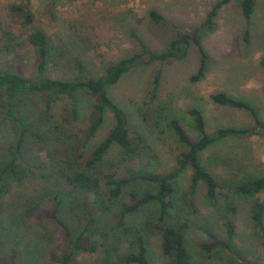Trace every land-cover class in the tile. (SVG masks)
I'll return each instance as SVG.
<instances>
[{
    "label": "rangeland",
    "instance_id": "374dc122",
    "mask_svg": "<svg viewBox=\"0 0 264 264\" xmlns=\"http://www.w3.org/2000/svg\"><path fill=\"white\" fill-rule=\"evenodd\" d=\"M216 1L30 0L29 10L33 16L32 28L42 29L50 42L46 75L71 80L98 77L110 62L138 54L141 45L150 52L163 51L177 36L198 27ZM237 2L229 0L220 7L213 26L200 33L199 46L206 60L204 74L197 82H189L199 64L198 48L190 45L182 59L140 65L122 75L107 91L110 99L124 111L129 137H139L141 144L134 159L125 158L121 149L112 146L98 166V172L123 177L124 166L153 174L172 171L183 148L166 122L176 117L187 137L194 139L192 119L186 113L191 108L201 112L207 133L221 127L253 128L248 112L212 103L209 96L217 92L247 103L264 122V67L260 62L264 61V0H254V11L248 22L241 16ZM21 3L22 0H0V71L28 77L33 73L35 56L26 44L23 30L8 12L9 6ZM149 11L161 16L164 24L154 22L148 16ZM154 72H158L159 77L153 96ZM91 102L90 98L83 97L77 104V120L65 127L78 138L81 137L78 130L87 125ZM68 105V100H58L52 110V120L58 122L68 117ZM21 108L26 118L32 115L31 124L45 141L38 143L28 139L24 142L19 151L24 164L16 162L23 170L17 168L16 175L6 179L7 191L0 194V222L6 231L0 235V260L7 262L9 249H13L17 252L18 264H54L46 253L59 256L65 251L63 233L56 226L46 219L35 222L29 216L33 209H47L54 193L62 201L57 216L73 237L84 223L82 201L89 209L99 201L107 206L95 209L94 232L90 239L96 252L77 255L69 264H124L123 255L132 250L133 239L129 232L152 220L154 210L144 206L129 215L120 227L111 214L127 200L129 191L141 194L151 191L150 186L145 182L128 185L113 201L107 199L103 180L93 192L66 186L62 178L70 171L59 163L62 147L60 152V142L54 141L56 133L50 131L45 137L47 127L34 118L35 112L41 109L39 97H28ZM112 124V115L107 111L102 126L86 146L77 151L82 159L88 157L90 149L106 135ZM14 139L15 128L10 123H0V163H7L11 157ZM201 158L221 185L250 173L262 175L264 138L226 137L208 147ZM38 163L51 164V170L42 180L32 177L27 170V166ZM190 174L191 171L185 169L174 181L173 189L175 203L188 220L186 248L192 264H241L239 259L264 264V251L249 222L250 200L226 193L227 197L220 196L211 205L205 200L201 184L190 193ZM256 197L264 203V192ZM226 202L235 209L230 214L234 223V236L230 241L233 251L213 249L207 254L201 249V245L210 242L207 232L213 233L218 240L226 238L221 218ZM146 243L149 264H168L159 251L157 236H148Z\"/></svg>",
    "mask_w": 264,
    "mask_h": 264
},
{
    "label": "trees",
    "instance_id": "16d2710c",
    "mask_svg": "<svg viewBox=\"0 0 264 264\" xmlns=\"http://www.w3.org/2000/svg\"><path fill=\"white\" fill-rule=\"evenodd\" d=\"M29 1L22 0L21 5L8 7L9 15L15 19L17 26L23 30L26 44L32 48L36 62L33 73L28 77H23L11 71H0V123H10L15 128L12 155L7 163H0V194L7 191L6 179L16 175L17 168H21L18 164H24L19 156L20 148L24 142L28 139L38 143L45 141V138L31 124L32 115L29 116L30 119L26 118L23 116V108H21L28 97L37 96L40 99L41 109L35 112L34 118L42 126L47 127L44 132L45 137L50 131L56 133L54 141L60 142V152L62 147V159L59 163L70 171L62 178L66 186L83 192H93L99 187L100 180H103L107 190V199L111 201L116 200L123 189L133 183L145 182L150 186L151 191L141 194L129 191L127 200L120 203L117 211L111 214L115 224L120 227L129 215L139 211L144 206L153 207L154 210L152 220L144 223L142 228L129 232L133 239L131 242L132 250L123 255L122 261L124 264H149L146 238L150 235L157 236L159 251L166 258L168 264H192L190 253L186 248V237L189 231L188 220L175 203L173 189L174 181L187 168L191 171L188 185L190 193L193 194L196 186L201 184L205 191L204 197L207 203L214 204L218 197H227L226 193L237 198L250 200L249 222L259 246L264 251V203L256 197L257 194L264 192V174L250 173L237 181L221 185L201 158L202 153L208 147L226 137L236 139H248L251 136L264 138V122L260 121L253 109L242 100L228 97L222 92L209 96L211 102L218 106L248 112L253 122V128L221 127L207 133L201 112L191 108L186 112L192 119V128L196 134L195 138L191 140L185 134L176 117L168 118L166 126L172 132L177 143L183 148V151L176 158L175 168L168 173L153 174L124 166V176L120 177L116 176L115 173L102 174L97 170L112 146L121 149L125 158L134 159L141 144L139 137H129L124 111L110 99L107 91L122 75L140 65L182 59L190 45L198 48L199 64L195 73L189 77V82H197L204 74L206 60L200 49L198 37L203 30H209L213 26V19L217 14V10L226 5L229 0H217L206 12L203 22L198 27H193L187 33L177 36L168 43L163 51L150 52L141 45L138 54H132L118 61L110 62L100 76L86 79L75 77L71 80H62L46 75L50 42L42 29L32 28L33 16L29 10ZM237 3L241 16L248 22L254 11V0H238ZM148 16L154 22L164 24L163 18L155 12L149 11ZM246 36L247 33L245 32V39ZM4 48L8 49L6 45H4ZM260 62L264 67V61ZM158 77V72H154L152 78L153 96L158 85ZM83 97L90 98L92 102L86 116L87 125L84 129L78 130L81 134V137L78 138L77 135L67 131L65 127L69 126L72 121L77 120V104ZM62 99L69 102L68 117H62L56 122L52 120V110L56 102ZM107 111L112 115V127L90 149L88 157L82 159L77 151L84 148L88 140L102 126ZM27 170L32 177L42 180L51 170V164L38 163L34 166H27ZM61 171L66 172L65 169ZM60 202L62 201L57 198V194L53 193L47 209H33L30 211L29 216L35 222L46 219L63 233L65 251L59 256H56L55 253H46V255L54 264H69L77 255H90L96 252V246L90 239L94 232L92 227L93 224L95 225V209H106L107 206L103 201H99L98 205L94 204L89 209L85 201H82L81 207L85 212V219L84 223L79 226V232L73 237L68 227L57 216ZM224 208L225 213L221 214V218L226 238L225 240H218L213 233L207 232L210 242L201 245V249L207 254L213 249L233 251L230 241L234 236V223L230 214H233L235 209L229 202L224 204ZM4 228L0 222V235L6 232ZM7 239H10V236ZM7 257L8 261L4 263L0 260V264H18L15 250L9 249ZM239 260L241 264H258L244 259Z\"/></svg>",
    "mask_w": 264,
    "mask_h": 264
}]
</instances>
